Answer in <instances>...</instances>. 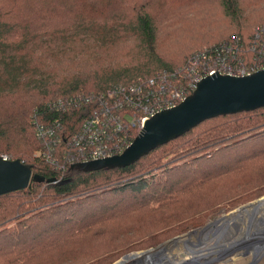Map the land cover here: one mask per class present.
<instances>
[{"label": "trees", "instance_id": "1", "mask_svg": "<svg viewBox=\"0 0 264 264\" xmlns=\"http://www.w3.org/2000/svg\"><path fill=\"white\" fill-rule=\"evenodd\" d=\"M263 26L264 0H0V156L33 167L29 187L0 195V264H113L260 195L264 107L206 119L128 165L84 167L68 162L71 138L95 103L55 104L158 75L186 86L206 47L232 45L249 66ZM56 119L52 163L36 126Z\"/></svg>", "mask_w": 264, "mask_h": 264}, {"label": "built area", "instance_id": "2", "mask_svg": "<svg viewBox=\"0 0 264 264\" xmlns=\"http://www.w3.org/2000/svg\"><path fill=\"white\" fill-rule=\"evenodd\" d=\"M259 34L264 36V26L260 28ZM260 46L262 53L260 58L249 66L244 63L242 57H236L232 45L227 46V49L206 47L197 51L191 55L185 67L186 86L173 87L166 76L158 75L147 80L140 78L129 87L120 85L97 96L80 95L76 99H60L55 104L58 110H66L73 105L72 103L81 100L95 103L80 132L71 138L74 153L68 162L85 163L122 154L140 134L147 120L165 109L179 105L186 99V92L188 90L193 92L198 83L208 76L215 74L247 76L264 69L263 43ZM36 127L38 138L49 147L48 153L46 151L42 153L43 157L56 163L53 143L60 138L63 130L61 122L59 119L54 120L52 125L37 122ZM143 261L141 264H144ZM146 261L152 264V261Z\"/></svg>", "mask_w": 264, "mask_h": 264}, {"label": "water", "instance_id": "3", "mask_svg": "<svg viewBox=\"0 0 264 264\" xmlns=\"http://www.w3.org/2000/svg\"><path fill=\"white\" fill-rule=\"evenodd\" d=\"M261 107H264V69L247 76L222 74L208 76L200 81L192 94L179 105L165 109L147 120L140 134L122 154L86 162L80 166L128 165L154 147L177 138L206 119L236 112L253 111ZM32 178V165L25 164L19 159L11 160L0 156V195L29 187ZM261 200H264V197L242 205L231 213ZM212 225L215 224L209 223L201 229H208ZM215 234L216 229L213 230L212 236ZM179 238L181 236H176L167 242H176ZM159 247L125 255L113 264H122L124 259L130 255L153 253L152 250ZM162 249L154 253H159Z\"/></svg>", "mask_w": 264, "mask_h": 264}, {"label": "rangeland", "instance_id": "4", "mask_svg": "<svg viewBox=\"0 0 264 264\" xmlns=\"http://www.w3.org/2000/svg\"><path fill=\"white\" fill-rule=\"evenodd\" d=\"M261 197H264V191L252 200L242 202V203L235 205V206H232V207L229 205L227 207H224V206L220 207L217 211L214 212V214L209 216V218L206 220L207 222L203 226L191 228L189 231H187L183 234L177 235V236H181V238H179V240L180 239H186V240H188V242H185L184 244H179V243H175V242H167V241L171 240L172 238H174V237H172V238H169L168 240L164 241L163 242L164 244L161 243V244L157 245L156 247H159L160 245L161 246L157 249L152 250V252L154 253V252H156L162 248L164 250H166L165 248L170 247L169 250H166L163 253L165 255V258L163 260V264H175V263L176 264H264V226L257 228L253 232L254 235H251L252 234L251 233L250 234L251 236L249 235V237H246V234L243 233V231H240V233L236 234V235H234L232 232H231L232 234L229 236H227L225 234L224 236H226L228 238L224 242L219 243V246H220V244H225L223 247L220 246L221 249L219 246H217L219 239L216 235L210 236L209 238H205L202 235H200V237H198L199 234L195 233L197 230H200L205 225H207L209 223H214V221L217 218H220L224 215L230 214L232 211H235L238 207L245 205V204H247L251 201H254L258 198H261ZM245 227L246 226H244V228ZM195 229H197V230L195 232H192ZM260 230L262 231V232H260L261 234L258 233ZM233 231H234V229H233ZM212 233H213V231H212ZM256 233H258V234H256ZM239 241H240V243H239ZM256 242H258V244L255 247L254 243H256ZM172 244H174V245H172ZM156 247H152V248H156ZM216 247H218L220 249V251H218V249L216 250ZM149 249H151V248H149ZM163 249H162V251H164ZM191 250L192 251H200L201 250L202 252L197 257L196 256L194 257V256H192L193 254H191ZM137 251H142V250H137ZM137 251H135V252H137ZM131 253H134V252H130V253H127L125 255L131 254ZM146 256L147 255H145L142 259H144ZM139 257H142V255L140 254ZM139 257H137V258H139ZM118 260H116V261H118ZM180 260H182V262ZM133 262H135V261H133V259H131V260L124 262V264H131ZM143 262H144V264L149 263L146 261V259Z\"/></svg>", "mask_w": 264, "mask_h": 264}, {"label": "bare ground", "instance_id": "5", "mask_svg": "<svg viewBox=\"0 0 264 264\" xmlns=\"http://www.w3.org/2000/svg\"><path fill=\"white\" fill-rule=\"evenodd\" d=\"M214 224L215 225H212V227L208 228L207 231L202 234V236H204L205 238H209L210 236H212V231L214 229H216L215 235L219 239L217 246H219V243H222L225 240H227L228 237L224 236L225 234L227 236L231 235L232 233L234 235H236V234H239L240 231H243V233L246 234V237H249V235L251 233H252L251 235H254L253 232L257 228L264 226V200H261L255 204H253V205L245 206L244 208H242V209H240L234 213H230V214L224 215L220 218H217L214 221ZM244 226H246V227L244 228ZM233 229H234V231H233ZM260 232H262V231L260 230L258 233L261 234ZM258 233H256V234H258ZM185 242H186V239H180L175 243L184 244ZM239 243H240V241H239ZM257 244H258V242L254 243L255 247ZM172 245H174V244H172ZM224 245L225 244H220V246H222V247ZM165 249L169 250L170 247L169 248L167 247ZM217 249H218V251H220L221 247H220V249L218 247H216V250ZM166 250L160 251L159 253H156V254L155 253H150V254L149 253L148 254L138 253L136 255H130L124 259L122 264H124V262L131 260V259H133V261L137 260L136 262H133V264H141L144 259H146L148 261H152V264H162L163 260L165 258V255L163 253ZM201 252H202L201 250L200 251H194V252L191 250V254H193L192 256H194V257L195 256L197 257L199 254H201ZM140 254L142 255V257H139ZM145 255H147L146 256L147 258L145 257L144 259H142ZM137 257H139V258H137ZM180 261L182 262V260H180Z\"/></svg>", "mask_w": 264, "mask_h": 264}, {"label": "flooded vegetation", "instance_id": "6", "mask_svg": "<svg viewBox=\"0 0 264 264\" xmlns=\"http://www.w3.org/2000/svg\"><path fill=\"white\" fill-rule=\"evenodd\" d=\"M215 230V229H214ZM207 231V229H200V230H197L195 233L196 234H199L198 237H200V235H202V233H205ZM190 236V235H189Z\"/></svg>", "mask_w": 264, "mask_h": 264}]
</instances>
